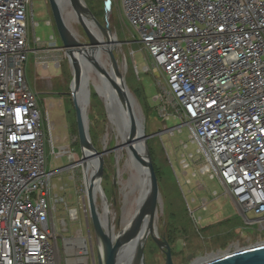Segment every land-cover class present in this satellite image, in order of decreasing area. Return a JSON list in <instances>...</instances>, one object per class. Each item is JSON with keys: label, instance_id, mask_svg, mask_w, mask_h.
I'll return each mask as SVG.
<instances>
[{"label": "built area", "instance_id": "built-area-1", "mask_svg": "<svg viewBox=\"0 0 264 264\" xmlns=\"http://www.w3.org/2000/svg\"><path fill=\"white\" fill-rule=\"evenodd\" d=\"M29 7L0 0V264H55L52 214L61 198L51 178L60 169L47 170L46 116L23 64L29 51L44 68L65 53L54 35L47 45L34 35L29 48ZM121 9L159 76L160 132L187 126L200 155L188 157L203 156L199 172L264 231V0H121ZM171 119L180 123L168 127Z\"/></svg>", "mask_w": 264, "mask_h": 264}, {"label": "rangeland", "instance_id": "rangeland-1", "mask_svg": "<svg viewBox=\"0 0 264 264\" xmlns=\"http://www.w3.org/2000/svg\"><path fill=\"white\" fill-rule=\"evenodd\" d=\"M84 2L101 22L98 12L103 0ZM112 10L111 29L122 42L115 51L120 72L141 107L145 133L150 135L146 139V147L155 165L160 192L156 230L159 237H164L169 243L173 264H197L199 257L205 258L211 253L220 255L264 243V231L259 230L257 224L245 223L241 209L223 195L218 180L199 172V166L205 162L204 157L198 162H192L188 157L190 153L194 159L200 155L197 145L189 139L187 126L174 134L160 132L163 126L155 110L156 102L152 100L153 95L159 93V76L156 70L151 69V59L143 49L137 31L123 16L121 0H112ZM27 16L30 49L36 48L34 35L43 45H47L50 36L54 35L56 45L62 46L47 0H31ZM49 19L52 20V25L47 24ZM66 21L79 34L80 40L87 41L84 31L74 18ZM57 57L60 59L58 65L49 62L44 68L35 63V53L29 51L23 64L27 84L36 94L39 107L46 116L43 127L48 137L45 142L47 170L60 169L51 178L52 191L61 198L53 207L52 214L55 264L76 263L79 256H84L87 264H97L98 240L89 217L84 173L79 163L81 149L70 90L72 72L68 58L63 53ZM101 60H106L104 53ZM146 66L150 68L148 71L145 70ZM89 84V138L97 151H104L100 187L107 199L104 198L105 205L110 202L111 208L117 212L115 224L116 230L120 231L124 225L120 219L123 211L119 201L120 173L117 161L122 169L123 179H128L130 171L126 167L127 156L125 153L120 155V151L116 155L115 150H110L118 142L120 134L112 123L113 116L110 118L108 115L107 106L95 87ZM178 123L179 120L173 119L166 122L168 127ZM157 132L160 133L155 134ZM184 143L186 146H183ZM53 147L55 152L64 149L72 154L56 155L51 150ZM193 172L195 175H192ZM214 190L218 197L213 195ZM203 198L206 199L205 204ZM98 201L100 203L99 197ZM245 215L248 218L255 217L251 211ZM78 236L87 239L88 253L79 251L76 241ZM163 258L164 254L148 235L143 264H163Z\"/></svg>", "mask_w": 264, "mask_h": 264}, {"label": "water", "instance_id": "water-1", "mask_svg": "<svg viewBox=\"0 0 264 264\" xmlns=\"http://www.w3.org/2000/svg\"><path fill=\"white\" fill-rule=\"evenodd\" d=\"M47 1L56 31L62 42L61 47L64 50L71 67L72 79L70 82V90L75 112L77 138L81 149V159H83L84 156V149H88L91 151V155L95 157L97 164L95 172L91 178V184L85 191L89 217L94 234L98 240L97 264H121L119 262V255L122 247L134 239H138L135 263L138 261L143 263L144 246L148 235L151 236L152 240L164 254L163 264H173L169 243L164 237L160 238L156 228L154 229V219L160 208V192L152 158L146 147V139L150 137V135L145 133L141 107L134 94L126 86L123 75L120 72V65L116 58V48L119 45H122V42L115 37V34L111 29V16L113 13L112 0H103L104 13L102 22L94 16L84 0H68V4L75 12L76 20L84 31L87 41L80 40L78 36L79 34L77 35L69 27L58 1ZM86 21L92 23L94 30ZM102 53L106 55L105 61L101 60ZM79 57H84L89 63H91L96 71L103 75L116 90L123 103L126 118L129 121V126L126 129L127 141L131 143V149L137 157V160L145 165L147 171V193L131 220L128 224L123 226V229L120 230L115 237L108 235L103 230L94 199L93 186L102 176V154L104 151H97L89 140L88 113L84 112L83 114L77 102L75 86L82 79V67ZM108 63L114 73L113 75H110L106 69V64ZM86 86L88 94H90V87L88 84ZM135 131L141 133V147L139 144H136V137L131 136ZM159 133L160 132H157L155 134ZM114 147L110 150H114ZM139 147H143V153L137 150ZM144 222L148 223V232H143L142 230ZM210 256H212V258L197 264H264V244L252 245L220 255L211 253ZM188 258H191V256H188ZM201 258L203 257H199L198 259Z\"/></svg>", "mask_w": 264, "mask_h": 264}, {"label": "bare ground", "instance_id": "bare-ground-1", "mask_svg": "<svg viewBox=\"0 0 264 264\" xmlns=\"http://www.w3.org/2000/svg\"><path fill=\"white\" fill-rule=\"evenodd\" d=\"M57 1L60 5V8L62 10L65 19L70 20L74 18L76 20L75 12L68 4V0H57ZM87 23L94 30V28L92 27V23L89 22ZM70 28L72 29L71 26ZM79 61L82 67V79L78 84H76L75 91H76L77 102L82 110V113L83 114L84 112L88 113L89 104H90V94H88L86 85L88 84L90 87L89 83H91L95 87V90L102 99L103 103L107 106L109 117L112 118L113 116L112 123L117 129L118 133L120 134V138L114 147V150L116 152L115 154L117 155L118 151H120V155L125 153L127 156L126 167L130 171V176L128 179L125 180L123 179V175H122L123 172L122 169L119 167V162L117 161L118 170L120 173L119 201L123 211L120 219H121V224L126 225L137 211L139 205L141 204L142 200L144 199L147 193L148 176H147L146 167L143 163L137 160V157L135 156L134 152L131 149V143L127 141L126 129L129 126V121L126 118V112L124 111L123 103L120 100L116 90L111 86L108 80L103 75L98 73L94 68V66L91 63H89L84 57H79ZM106 69L110 75L114 74L109 63L106 64ZM111 136L112 137L114 136V132L111 133ZM131 136L136 137V144H139L140 146L141 133H137L135 131L132 133ZM140 147L137 150L143 153L144 151L143 147L142 148ZM91 154L92 153L90 150L84 149L83 159L79 161L84 173L83 181H84L85 191L88 189L89 185L91 184V178L93 173L95 172L97 165L95 157ZM97 192L98 195H96ZM93 194L103 230L108 235L110 236L112 235L113 237H115L119 232L116 230V224H115V220L117 218V212L111 208L110 202H108L105 205L104 201L106 198L104 196L103 190L100 187V180L94 183ZM98 197L100 199V203L98 201ZM158 215L159 214L157 212L154 219V226H155L154 229L156 228V221H158L157 220ZM142 230L143 232L149 231L147 222H144L142 226ZM77 243H78L79 251L81 253H85L86 250H85L84 238H78ZM261 244L264 243H260L258 245ZM137 245H138V239H134L122 247L119 255V262L121 264H143L141 261L135 263V254H136ZM210 258H212V256L209 255L206 256L205 258L198 259L197 263L202 262L204 260H208ZM85 260H86L85 258L79 257L78 259L75 260L76 263L71 262L70 264H85Z\"/></svg>", "mask_w": 264, "mask_h": 264}, {"label": "trees", "instance_id": "trees-1", "mask_svg": "<svg viewBox=\"0 0 264 264\" xmlns=\"http://www.w3.org/2000/svg\"><path fill=\"white\" fill-rule=\"evenodd\" d=\"M98 13H99V15H100V17H101V19H102V21H103V13H104V11H103V2H102V8L100 9V11H99ZM94 16L96 17L95 14H94ZM102 21H101V22H102ZM152 162H153V160H152ZM153 166H154V170H155L154 162H153ZM155 173H156V170H155ZM156 176H157V174H156Z\"/></svg>", "mask_w": 264, "mask_h": 264}, {"label": "crops", "instance_id": "crops-1", "mask_svg": "<svg viewBox=\"0 0 264 264\" xmlns=\"http://www.w3.org/2000/svg\"><path fill=\"white\" fill-rule=\"evenodd\" d=\"M64 137H66V136H64ZM64 139H66V138H64Z\"/></svg>", "mask_w": 264, "mask_h": 264}]
</instances>
